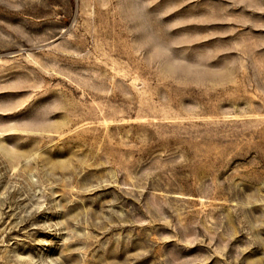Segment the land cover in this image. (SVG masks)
<instances>
[{"label":"rangeland","instance_id":"1","mask_svg":"<svg viewBox=\"0 0 264 264\" xmlns=\"http://www.w3.org/2000/svg\"><path fill=\"white\" fill-rule=\"evenodd\" d=\"M0 264H264V0H0Z\"/></svg>","mask_w":264,"mask_h":264}]
</instances>
